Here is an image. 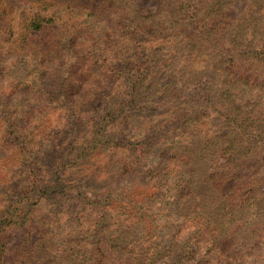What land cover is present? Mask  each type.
Segmentation results:
<instances>
[{"label": "trees", "instance_id": "obj_1", "mask_svg": "<svg viewBox=\"0 0 264 264\" xmlns=\"http://www.w3.org/2000/svg\"><path fill=\"white\" fill-rule=\"evenodd\" d=\"M234 1H162L144 15L134 0H108L111 50L75 43L63 12L67 98L50 103L60 112L0 117V264H89L101 239L113 264H264V193L217 198L264 155V0L227 26L228 55L215 38ZM238 60L261 80H233ZM103 87L104 106L83 111ZM30 221L39 236L6 262L2 235Z\"/></svg>", "mask_w": 264, "mask_h": 264}, {"label": "rangeland", "instance_id": "obj_2", "mask_svg": "<svg viewBox=\"0 0 264 264\" xmlns=\"http://www.w3.org/2000/svg\"><path fill=\"white\" fill-rule=\"evenodd\" d=\"M41 1L0 0V117L6 112L20 114L60 112L59 107L50 103L53 101L62 103L67 98L65 97L67 93L60 88L58 81L62 73V64L67 60L65 48L63 49V45L66 44L63 35L65 10L73 13L74 23L79 28L78 33H75L78 36L75 43L78 40H83L84 43L90 40L91 44L95 45L103 39L102 43L111 50L113 40L109 35H114L116 21L114 15L110 14L108 0H44L47 4L45 8ZM162 1L170 0H134V6L142 14L148 15L155 13ZM246 9L247 0H235L224 12L220 21L222 30L215 39L225 54H233L228 43L227 26L238 20ZM54 11L58 15L55 22L41 24L37 30L27 29L28 22L34 16L39 14L48 19ZM84 16L86 18L83 20ZM216 21H219V18L212 20V23ZM88 27L95 30L90 34L92 37L86 35L85 29L88 31ZM83 36L88 39H84ZM105 36H108L107 39L103 38ZM99 49L103 51L104 47ZM94 54L97 55L96 50ZM248 63L238 60L234 66L228 68L233 80L243 79L248 83L261 80L263 74L260 71H248ZM104 93L103 87L91 103L81 109L88 111L91 107L98 109L104 106L101 98ZM75 94L79 97L78 100L89 98L84 91ZM222 164V160L215 163L214 172L224 170ZM234 178L235 181L228 179L221 183L217 191L219 200L231 196V203L235 204L245 199L252 190L264 193V155L256 154L243 161L238 172L234 173ZM39 234L40 229L34 221H30L22 228L6 229L2 235L6 246L5 261L8 262L13 257L22 239L31 243ZM90 251L92 261L89 264H113L108 260V255L110 257L108 244L102 239L96 247H90Z\"/></svg>", "mask_w": 264, "mask_h": 264}]
</instances>
